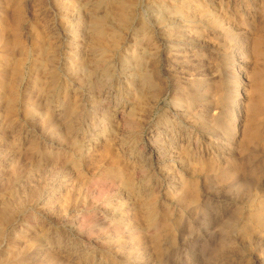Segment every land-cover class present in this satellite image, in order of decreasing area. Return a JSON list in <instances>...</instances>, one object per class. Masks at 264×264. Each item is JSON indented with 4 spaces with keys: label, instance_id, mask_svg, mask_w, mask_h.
Returning <instances> with one entry per match:
<instances>
[{
    "label": "rangeland",
    "instance_id": "374dc122",
    "mask_svg": "<svg viewBox=\"0 0 264 264\" xmlns=\"http://www.w3.org/2000/svg\"><path fill=\"white\" fill-rule=\"evenodd\" d=\"M2 23L0 264H264V0H0Z\"/></svg>",
    "mask_w": 264,
    "mask_h": 264
},
{
    "label": "bare ground",
    "instance_id": "6f19581e",
    "mask_svg": "<svg viewBox=\"0 0 264 264\" xmlns=\"http://www.w3.org/2000/svg\"><path fill=\"white\" fill-rule=\"evenodd\" d=\"M113 3H115V1H112ZM117 2V1H116ZM119 14H120V16H121V26H124V25H126V23H127V20H128V17H129V15H128V12L126 11V10H124V9H119ZM208 15H210L209 13H207L206 14V16H208ZM211 17V16H210ZM209 17V18H210ZM208 18V17H207ZM212 18V17H211ZM109 18L106 16V15H104V16H102V17H95L94 16V18H93V23H92V31H93V40L96 42V43H98L100 46H103L104 47V43H105V41H106V38L108 37V38H110L111 39V41H112V43L114 44V45H117L118 44V42L120 41L119 40V38H118V36L116 35V31H114L115 29L113 28V30H111L112 28L111 27H109L110 26V22H109V20H108ZM215 19V18H214ZM213 19V23H215V25H217V26H221V22H220V20L219 19H215L214 20ZM206 20V19H205ZM4 22V21H3ZM209 22V21H208ZM4 23H2V27L0 26V41H1V46H2V49H3V51L4 52H2V55H1V60H2V65H0V96L2 95V93L4 92V91H6L7 92V90L9 89V90H11V89H13V86L11 85L12 83H9V81L8 80H6L5 79V77H4V72H5V70H3L2 69V66H4V64L6 63V62H8L9 61V55H8V48L10 47V42L4 37V29H5V25H3ZM107 28H108V30H107ZM111 28V29H110ZM111 32V33H109L108 34V32ZM259 35V34H258ZM254 40H252V43H251V45H250V56L251 57H254V58H258V59H261V66L260 67H258V66H256V67H254V65H253V67H254V69L253 70H250L251 71V76H249V77H251L252 79H253V82H252V84H251V86L249 87V88H251L250 90H251V92H256L259 96H258V99H257V101H258V103L260 104V103H264V93H262L261 91H260V88H261V85L262 84H264V47H263V45L264 44H262V42H263V39H264V37H260V36H255L254 38H253ZM35 42H36V44L39 46V47H41V49L40 50H43V46L41 45L42 43H41V39H40V37L38 36L37 38H36V40H35ZM261 45V46H260ZM248 53V54H249ZM257 59V60H258ZM257 62V61H256ZM17 64H19L18 62L16 63V65ZM16 68H17V66H16ZM16 68H14V70H16ZM15 74V73H14ZM145 78V77H144ZM258 79H260V81L259 82H257L258 81ZM251 80V79H250ZM13 81V80H12ZM250 84V83H249ZM263 88V87H262ZM261 88V89H262ZM263 91V90H262ZM10 94H7V96H5V99L7 98V97H9L10 98V96H9ZM250 95V94H249ZM4 96V95H3ZM250 97V96H249ZM251 98V97H250ZM252 99V98H251ZM255 100V99H254ZM253 100V101H254ZM253 101H251V102H253ZM256 101V100H255ZM258 104V105H259ZM254 105H256L255 103H254ZM250 106V107H249ZM248 107L250 108V111H249V108H248V111L251 113H255V107L256 106H253L252 105V107H251V104L249 105ZM215 107V106H214ZM263 107V106H262ZM30 110V109H29ZM252 110V111H251ZM259 110V109H258ZM257 111V110H256ZM260 111V110H259ZM27 112V111H26ZM236 112V111H235ZM29 113V112H28ZM258 113V112H257ZM262 113V112H261ZM31 114V113H30ZM259 114V113H258ZM253 115V114H252ZM251 116V115H250ZM238 117V116H237ZM254 117V116H253ZM248 123H249V121H247ZM251 125V124H250ZM248 126H249V124H248ZM247 126V127H248ZM254 126H256V125H254ZM253 126V127H254ZM251 127V126H250ZM246 128V127H245ZM259 128V127H258ZM252 130V129H251ZM255 131V130H254ZM248 132V131H247ZM257 132H258V130H257ZM245 134H246V132H245ZM244 134V135H245ZM253 136V135H252ZM252 136H250V137H252ZM253 139V138H252ZM255 141V140H254ZM264 143V142H263ZM198 166V165H197ZM235 171V169H232V171ZM113 171V170H112ZM111 170H106V173L107 174H110L111 172H112ZM120 171V170H119ZM234 171H233V173H234ZM116 172V171H115ZM231 172V171H230ZM124 173V172H123ZM117 174H120L119 172H117ZM233 175V174H232ZM236 175H237V173H236ZM236 175H235V177H236ZM116 177V176H115ZM127 180V179H126ZM188 182H186V189L187 188H191L190 187V185H188L187 184ZM126 184V183H125ZM128 186H131V184H129V183H127V187ZM128 188H131V187H128ZM133 189V188H132ZM131 189V190H132ZM191 197H192V195H191ZM257 208H259V207H257ZM257 208H255V209H257ZM260 209L262 210H256V211H254L253 213H254V215H255V217H253V218H255V219H257L258 220V222L260 223V224H264V219H263V213L262 212H264V200H262L261 201V203H260ZM153 215V214H152ZM150 217V216H149ZM151 219V218H150ZM153 222V221H152Z\"/></svg>",
    "mask_w": 264,
    "mask_h": 264
}]
</instances>
